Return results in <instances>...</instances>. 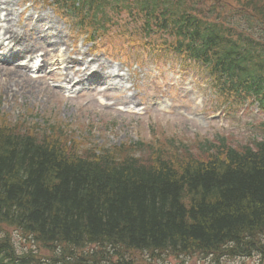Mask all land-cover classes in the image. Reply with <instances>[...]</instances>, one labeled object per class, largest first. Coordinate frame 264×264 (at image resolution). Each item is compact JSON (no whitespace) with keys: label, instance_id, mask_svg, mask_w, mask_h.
I'll use <instances>...</instances> for the list:
<instances>
[{"label":"trees","instance_id":"trees-1","mask_svg":"<svg viewBox=\"0 0 264 264\" xmlns=\"http://www.w3.org/2000/svg\"><path fill=\"white\" fill-rule=\"evenodd\" d=\"M237 1L245 18L255 19L258 39L228 35L183 0H87L86 16L92 23L109 6L135 11L147 32L204 42L203 56L220 50L230 78L252 95L264 92V0ZM83 8L70 1L76 13ZM1 119L0 232L15 230L35 250H17L4 235L0 264H160L253 254L264 264V126L249 144L205 141L201 156H188L164 149L161 138L139 154L131 149L142 142L80 150L83 144L54 126L40 137L33 122L7 126Z\"/></svg>","mask_w":264,"mask_h":264},{"label":"rangeland","instance_id":"rangeland-1","mask_svg":"<svg viewBox=\"0 0 264 264\" xmlns=\"http://www.w3.org/2000/svg\"><path fill=\"white\" fill-rule=\"evenodd\" d=\"M13 1L14 19L20 13V20L18 24L14 22L11 24L12 31H22L25 20L31 14L35 18L47 16L54 21L53 25L58 26L62 33L64 45L59 44L58 51L50 48L49 54H46L48 67L54 70L55 77L60 74L57 67L60 60L59 51L65 47L68 48V52L80 48L81 53H86L83 59L89 58L88 66L93 62L103 67L102 73L106 80L113 79L108 67H112L113 72L119 69L127 72L124 85L129 88V97L114 92V90L100 89L101 93L88 90L83 92L82 87L76 84L69 85V89H74L76 92L68 98L57 90L55 91L58 93H55L48 89L43 81H38L35 85L41 86L39 94L17 96L14 100L11 99L5 103L6 95L0 90V117L7 126L8 124L22 125L24 122L30 124L33 122V125L46 132H36L40 137L48 136L49 133L46 130L54 126L63 131L62 134L67 140L75 144H83L80 145V150L84 147L100 150L111 148L112 150L142 142L144 145H141L143 146L141 149H131L139 154L141 151H150L151 143H156L161 138L163 142L164 139L167 140L163 143L164 149L166 146H172L174 149L187 151L188 156H201L200 151H205L203 147L205 141L216 144L217 139H225L232 145L249 144L250 140L257 135L258 131L254 123L264 116H260V111L254 109L257 108L256 106L248 108L244 106L239 111L240 113L227 112L224 100L216 97L208 80L199 75L196 69L181 72L179 64L183 62L182 59H173L169 55L154 52L152 48L143 47L146 39L141 38L140 24L135 25L128 15L116 18L111 15L110 18L113 21H119V24L126 28L133 42L131 45L115 37L113 32L108 33L102 40H98L95 45L86 42L85 34L73 28L68 21L62 18V15L57 13V9L40 0ZM193 1L186 0V4ZM201 1L199 0L200 3ZM205 1L207 3L197 4V7H202V13L209 15V9L212 6L210 2H213L217 10L211 18L222 19L217 22L223 28L241 32L246 27L244 22L240 21L241 5L233 0ZM24 8H26L25 11H23ZM41 10L43 14L37 13ZM153 43L155 46L159 43L156 37L153 38ZM38 54H41L39 58L42 60L43 54L41 52ZM72 54L73 59L79 57L78 52ZM80 58L78 61L81 60ZM78 67L74 65V69L69 72L73 75V71H77ZM0 70H5V68H0ZM87 70L89 73V68ZM171 70L178 72L170 73ZM166 74L177 78L169 79ZM4 77L5 74L2 75L0 72V78L4 80ZM101 99L104 100L105 106L103 107L98 104V100ZM124 102H135L136 104L125 108ZM129 113L138 115H129ZM5 230L0 232V237L7 235L18 250H35L34 246L24 241L15 230ZM261 260L259 254H253L250 258L222 257L218 261H214V258L201 260L199 257L181 258V260L167 258L164 263L160 264H259Z\"/></svg>","mask_w":264,"mask_h":264},{"label":"bare ground","instance_id":"bare-ground-1","mask_svg":"<svg viewBox=\"0 0 264 264\" xmlns=\"http://www.w3.org/2000/svg\"><path fill=\"white\" fill-rule=\"evenodd\" d=\"M13 6V0H0V13L1 15H3L2 20H0V38H7V40L5 41H9V45L6 50L7 52H4L2 50V43H0V51H3L4 54L8 56V58L13 57L15 62L21 61L17 60L19 58L22 60H29L31 62L32 59H34V57L39 52H41L45 59L46 54H49L50 48L52 50H57V46L59 44L64 45L62 33L58 29V26H54V21H52L45 15L38 17L36 20L33 17H29L25 20L22 31L18 30L16 32V30H13V32L11 24H13V22L18 24L20 20V13H18V15L16 16L17 20L14 19V10H12ZM44 23H48V25H50L48 26L47 30V26ZM58 55L60 59L59 66L64 67V65L66 64L65 61L62 60V56H60V53ZM0 57L4 56L0 55ZM3 59L4 62H8L5 58ZM73 60L70 59L66 62L74 67L75 63ZM44 66L45 64L38 66L37 72L40 73ZM65 67L66 69L64 70V73L60 76L58 81H51L50 83V86H52V90L54 92L58 91L59 93L64 94L65 89L67 93L70 92L68 91L69 89L66 88V86L73 81V75L69 72L73 68L69 67L67 64ZM0 68L5 67L1 65ZM102 68V66L92 62L90 65V71L93 72V75L89 76L88 74L82 73L78 78L80 79V81H84L85 83H89L93 78L94 90L92 91L101 93L100 89L102 87L105 86L106 88H109L105 75L102 73ZM31 70L32 68L28 66V64L17 68H5V70H0L2 75L5 74L4 80L0 78V90H2V93L6 95L5 103H8L11 99L14 100V98L17 96H32L34 95L33 93L37 95L41 92V86H36L35 84L37 83L31 80V78L28 76V72H31ZM62 70L63 68L61 69V71ZM115 78L119 79V81L121 79L125 80L124 76L121 75H116ZM55 83H59V85L64 87H55V89L57 90L55 91L53 86ZM43 91L44 90H42V92Z\"/></svg>","mask_w":264,"mask_h":264}]
</instances>
